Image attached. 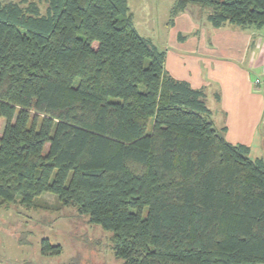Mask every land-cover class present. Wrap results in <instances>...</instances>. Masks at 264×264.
<instances>
[{
	"label": "trees",
	"instance_id": "16d2710c",
	"mask_svg": "<svg viewBox=\"0 0 264 264\" xmlns=\"http://www.w3.org/2000/svg\"><path fill=\"white\" fill-rule=\"evenodd\" d=\"M43 2L0 0V208L53 195L122 264H264V159L170 76L127 0ZM189 4L214 28L264 29V0L172 14Z\"/></svg>",
	"mask_w": 264,
	"mask_h": 264
},
{
	"label": "crops",
	"instance_id": "0c3cea01",
	"mask_svg": "<svg viewBox=\"0 0 264 264\" xmlns=\"http://www.w3.org/2000/svg\"><path fill=\"white\" fill-rule=\"evenodd\" d=\"M186 12L171 23L177 41L171 37L172 49L163 47L165 70L205 93L212 121L228 142L264 159V29L214 28Z\"/></svg>",
	"mask_w": 264,
	"mask_h": 264
},
{
	"label": "rangeland",
	"instance_id": "374dc122",
	"mask_svg": "<svg viewBox=\"0 0 264 264\" xmlns=\"http://www.w3.org/2000/svg\"><path fill=\"white\" fill-rule=\"evenodd\" d=\"M178 1L127 0L133 26L143 38L152 39L159 50L165 51L163 47L167 45L172 49L171 37L177 41L178 30L171 23L185 10V16L195 22L209 23V8L196 4L172 14ZM39 5L43 11V0ZM211 99L208 104H213ZM0 121L1 129L3 120ZM87 220L73 207H60L56 198L47 193L37 197L30 207L16 199L0 208V264H122L113 254L109 233ZM44 239L59 245L61 253H43Z\"/></svg>",
	"mask_w": 264,
	"mask_h": 264
},
{
	"label": "built area",
	"instance_id": "2783aa9c",
	"mask_svg": "<svg viewBox=\"0 0 264 264\" xmlns=\"http://www.w3.org/2000/svg\"><path fill=\"white\" fill-rule=\"evenodd\" d=\"M263 78H264V75H263ZM260 81H256V83L258 84Z\"/></svg>",
	"mask_w": 264,
	"mask_h": 264
}]
</instances>
